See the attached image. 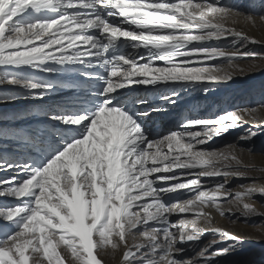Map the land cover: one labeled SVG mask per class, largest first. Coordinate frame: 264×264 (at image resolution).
Here are the masks:
<instances>
[{
  "label": "snow or ice",
  "instance_id": "snow-or-ice-1",
  "mask_svg": "<svg viewBox=\"0 0 264 264\" xmlns=\"http://www.w3.org/2000/svg\"><path fill=\"white\" fill-rule=\"evenodd\" d=\"M241 18L264 23L227 0H0V264H221L237 250L213 213L264 217V166L243 158L264 105L165 133L147 121L168 111L153 100L177 107L264 69Z\"/></svg>",
  "mask_w": 264,
  "mask_h": 264
},
{
  "label": "rangeland",
  "instance_id": "rangeland-1",
  "mask_svg": "<svg viewBox=\"0 0 264 264\" xmlns=\"http://www.w3.org/2000/svg\"><path fill=\"white\" fill-rule=\"evenodd\" d=\"M227 2L233 3L239 10L246 13L264 14V0H227ZM244 21L241 18V20H239L236 26L243 28L252 36L255 35H256L255 37H257V35L261 36V37H257L258 39L264 38V35H262L264 34V25H261L263 23H261V21H259L258 18H257V22H259V24L256 22L255 26ZM241 23L243 25H240ZM220 46L225 47L227 45L222 44ZM252 48L255 52L264 54V47L252 46ZM235 78H239L237 81L243 83L242 87L244 89L242 90V92L235 90L229 92L228 95L229 97L225 99V105L223 108L215 109L213 102L217 100L216 96L212 94L210 96L206 95V97H209V99L202 102L203 106H201V108L199 109L201 116L199 117L192 115L193 113H189L187 117L215 118L216 115L223 114L225 111H232L237 107L254 108L264 105V69H257L253 72L241 76L238 75ZM214 87L217 86H212V91L214 90L217 91V89H215ZM248 128L249 125L246 124L243 127L230 130L227 134L216 138L212 146L215 148H223L225 145L237 143L238 138L240 136L246 135ZM253 130L257 132V136L254 137L250 143L243 144V147L251 148L253 150V155L252 157H249L248 154L246 153V155L244 154L243 158L247 161L250 159H254V161L257 163L258 166H264V128H254ZM232 183L233 186H235L240 183H249V182L234 180ZM256 204L259 210L264 211V197H257ZM237 216H239V213H237ZM222 219L229 223H232L234 227H237L239 229L241 228L246 233L248 232V235H246L248 237L245 236V238L244 237L242 238L243 243L237 247V250L235 252H233L227 257L221 258V264H264V238L261 239L258 237V235L264 234V217H259V216L253 217L248 221H245L242 217L240 219H237L236 217L222 218ZM0 225L4 226L2 222H0ZM249 232L253 233L255 239H251L252 237L250 236L252 235H249L250 234ZM207 239H212V236L209 235ZM206 242L207 240H205V243Z\"/></svg>",
  "mask_w": 264,
  "mask_h": 264
},
{
  "label": "bare ground",
  "instance_id": "bare-ground-1",
  "mask_svg": "<svg viewBox=\"0 0 264 264\" xmlns=\"http://www.w3.org/2000/svg\"><path fill=\"white\" fill-rule=\"evenodd\" d=\"M257 23L259 24V22H257ZM240 25H243V24L241 23ZM244 25H245V23H244ZM261 25H264V23ZM251 27H250V29H251ZM257 28H258V26H257ZM262 28H263V26H262ZM250 33H251V31H250ZM262 35H264V34H262ZM257 37H261V36L257 35ZM238 79L239 78H234L232 81H228L226 83H217L219 86L217 84H213L212 86H217V87H214L215 89H217V91L216 90L210 91L207 94H205L204 92L199 91V90L185 92L182 94V97L179 100L177 107H173L171 105L163 104V102H161L159 100H153L152 103H153L154 107H165L168 109V111L162 112V113H153L151 119H149L147 121L148 127H151L150 129L152 130V132L154 134L165 133L167 129L172 128L179 121H181L185 117H187V115H189V113H193L192 115L200 117L201 114H200L199 109L201 108V106H203L202 102L209 99V97H206V95L210 96L212 94V95L216 96L217 100L215 102H213L215 109L223 108L225 105V99L227 97H229L228 96L229 92L234 91V90L242 92V90L244 89L242 87L243 83H240L239 81H237ZM245 155H246V153H245ZM213 216L215 218V226L223 227V228L229 230L230 232H233L234 234L236 233V234L240 235L241 238H243V237L245 238V236L248 235V232L246 233L241 228L239 229L237 227H234V225L232 223H229V222L223 220L222 217H220L217 213H213ZM0 222H2V221H0ZM3 227L4 226L0 225V228H3ZM240 227H241V225H240ZM249 233H250L249 235H252V236H250V237H252L251 239H255L253 236V233H251V232H249ZM246 237H248V236H246ZM258 237L263 239L264 234H260V235H258Z\"/></svg>",
  "mask_w": 264,
  "mask_h": 264
}]
</instances>
